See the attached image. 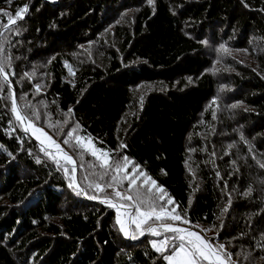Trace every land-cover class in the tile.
Segmentation results:
<instances>
[{
  "label": "trees",
  "instance_id": "1",
  "mask_svg": "<svg viewBox=\"0 0 264 264\" xmlns=\"http://www.w3.org/2000/svg\"><path fill=\"white\" fill-rule=\"evenodd\" d=\"M24 6L30 38L43 47L29 57L50 61L42 98L52 129L72 116L84 140L139 165L191 225L219 227L235 259L250 252L239 264H264V0H0V9ZM113 25L101 63L77 65V49ZM209 40L255 62L224 98L205 72ZM8 93L0 95V264H168L148 240L117 236L106 207L70 187L15 121Z\"/></svg>",
  "mask_w": 264,
  "mask_h": 264
},
{
  "label": "snow or ice",
  "instance_id": "2",
  "mask_svg": "<svg viewBox=\"0 0 264 264\" xmlns=\"http://www.w3.org/2000/svg\"><path fill=\"white\" fill-rule=\"evenodd\" d=\"M151 2V0H149ZM28 11L27 6L19 8L15 15L11 13L3 12V15L8 17L7 24L0 25V91H3L7 86L9 89V98L11 99V111L15 116V119L20 125H23V131L27 133L29 129L33 133H39L36 136L37 140L40 137H45L48 142L55 147V149L62 153V158L68 163L72 164V172H76V161L71 155L65 152L61 145L48 135L42 128L36 126L34 117L39 118V113L35 111V106L25 103L24 109H21L17 104V98L15 93L11 90L12 81L9 79L10 75H14L11 72V56L8 54L5 44L10 43L4 32L13 34H19V27H13L17 23V19H22L24 13ZM221 51H227L224 45H221ZM71 71V69H70ZM27 78H31L35 73H26ZM37 94L41 92V85L35 86ZM25 99L26 97H20ZM32 108V113L25 109ZM69 112L72 109L68 110ZM215 118V116H213ZM78 127V126H77ZM73 131L67 133L68 139L63 141V144L68 145L73 138ZM243 140V137H241ZM76 145L81 147L83 151L88 152L96 161L95 164H89L91 169L98 168L99 171L94 175L96 180L89 183L88 187H94L97 192L105 193L103 199H100L101 203H107L109 207L117 209L118 219L117 223L121 225V231L127 236L128 232L123 227V222L119 219L120 210L123 209L125 213L133 217L131 223L136 225L134 231H138L141 235L144 232L150 233L154 237L160 236L161 229L164 233H173L171 237L165 236L164 239L152 242V246L158 252H168V255L164 256V259L168 261V264H239L240 257L247 260L251 256V253H236V259H233L234 254L228 251L223 244H214L212 241L202 237L199 233L194 231H188L180 227L174 226V224L164 223L165 220L182 221L181 215L176 211V207L169 208V205H173L175 202L169 197L165 199L166 193L162 187L157 185V182L151 177H147L145 173L140 171L139 165H133L130 163L127 156H122L119 159L115 158L111 152L103 148H96L91 139H87L76 136ZM44 143L43 140L40 141ZM88 145H92L91 148ZM126 147V145H121ZM41 151L45 155L52 156L46 148L42 147ZM214 155V153H213ZM253 159H256L253 155ZM58 163V161H57ZM235 163V162H233ZM259 163V161H258ZM81 167H83V157H81ZM129 167L132 171H129ZM260 167L264 168V163H260ZM67 172V168H65ZM219 176V173H217ZM85 179H88L86 177ZM264 182V181H262ZM125 185H127L125 187ZM72 184L70 183V187ZM80 188V185H76ZM111 189L109 193L107 190ZM155 190V191H154ZM252 189L249 188L244 195L247 196L251 193ZM78 195H87L83 189L77 192ZM89 199H98V196L91 195ZM231 198L229 197V204ZM227 211V209H225ZM151 222V223H150ZM159 222V223H157ZM189 223L188 221H182ZM155 225V226H154ZM135 239L136 236L131 237ZM261 249H264V237L261 238V242H258ZM264 259V257H261Z\"/></svg>",
  "mask_w": 264,
  "mask_h": 264
},
{
  "label": "rangeland",
  "instance_id": "3",
  "mask_svg": "<svg viewBox=\"0 0 264 264\" xmlns=\"http://www.w3.org/2000/svg\"><path fill=\"white\" fill-rule=\"evenodd\" d=\"M28 11L24 13L22 19H17L16 25L13 27H19L20 32L19 34H13L9 32H4V37L7 38L10 43L5 44V48L11 56V72L14 73V75H10L9 79L13 82L14 78L16 82L13 84L11 83V90L15 93V87L20 89L19 91L25 92L22 97H26L25 99H20L18 97V94L16 95L17 98V104L21 109H24L25 103H28L30 105L35 106V111L39 113V118L36 119L34 117V122L37 127L42 128L48 135H50L56 143L61 145V148L67 152L69 155L73 157V159L76 161V172H72L73 165L68 164L63 158L62 153L58 152L54 146H52L45 137H40V140L36 139V136L39 135V133H33L31 129L27 132L29 135L33 137L34 140H36L40 146V148L44 147L49 152H51L53 155L48 156V159L53 161L55 166L58 168L59 171L63 172L65 174V178L67 179L69 185L72 184V187L78 191H81L83 189L84 192H87V195H83L86 199H88L91 202H96L101 206H105L107 211L111 213V217H113V220L110 221V225L112 227L113 232L118 236L125 239L127 242H138L140 240H148L149 242L153 241H159L165 238V236L171 237L174 235L173 233H164L161 229V235L158 237L152 236L148 232H144L143 235H141L138 231H134L136 228V225L131 223V220L133 217L128 216L123 209L120 210L119 213V219L123 222V227L125 231L128 232V235L126 236L124 232H122L121 225L117 223L118 219V213L117 209L114 207H109L107 203H101L100 199H103L105 196V193L97 192L94 187L89 188V183H92L96 180V177L94 175L95 172H98L99 169H91L88 167V165L95 164V159L88 153L83 151V149L76 145L75 137L80 136L79 134V127L76 123H74L73 117H69L67 119V122L58 124V123H52L56 128H59V130L54 131L51 127V125L47 122L46 118L47 115L45 113V104L44 99L42 98V95L45 94L46 91V80L48 76L45 74V67L46 63L48 64L49 58L47 60L44 59H37L32 60L30 58V54H33L34 52L38 53L39 49L41 50L43 47L40 46L39 41L36 42V46H34V39L30 38L29 30H28V19L30 18V12H31V6H27ZM3 12L11 13L13 16L15 15L16 11H14L11 8H1L0 9V25L7 24L8 17L3 15ZM114 25L109 27L107 30H104V35L102 36V40L99 42H95L92 44H85L82 45L81 48L77 49V52L73 55V61L77 65H86L88 63L91 64H99L102 61V52L106 49H109L110 46L113 45L112 39L113 36L111 35L113 33ZM2 30V29H0ZM206 49H205V55L206 59L210 62V68H208L207 72L208 75L212 76L217 83V87L220 90V93H222V97H225V92L230 89L229 82L233 81L235 75L243 76L244 73H247L248 68L255 67L254 66V60L249 56L248 53L242 52V51H236L234 49H231L227 47L224 43H215L213 40H209L205 42ZM221 45H224V47L227 49V51H221ZM69 72L71 74V78L75 76V73L70 71L71 66H68ZM75 71V70H74ZM26 73H35L34 76L31 78L26 77ZM190 85L192 83V79L189 80ZM39 84L41 85V92L37 94L35 86ZM159 86L154 87L157 89H161L162 86L160 84H157ZM177 86V84L175 85ZM150 88L144 87V85L139 87V92L141 94H145ZM9 90V89H8ZM3 93V91H0V95ZM9 94V93H8ZM5 97H8V102H11V99L9 96L5 95ZM221 100L217 101L216 103H219L220 105L214 107L215 110L220 109L222 107V104L220 102ZM224 107V106H223ZM29 112V115L32 113V108L25 109ZM224 113V112H223ZM14 116V114H13ZM15 119V116H14ZM15 121L19 124V122L15 119ZM20 125V124H19ZM23 128V125H20ZM73 138L70 141L68 145L63 144V141L65 139H68L67 133L73 131ZM41 140L44 141L43 144H41ZM86 141V140H85ZM92 141V140H91ZM93 142V141H92ZM95 147L97 148L96 144L93 142ZM92 145H88L89 148H91ZM99 149V148H98ZM44 153V152H43ZM81 157H83V167H81ZM117 159L120 157L117 156ZM58 161V163H57ZM131 164L134 165L130 161ZM65 168H67V172L65 171ZM140 169V168H139ZM129 171H132V168L129 167ZM143 173H145L142 169H140ZM146 174V173H145ZM147 176V175H146ZM88 177V179H85ZM148 177V176H147ZM76 185H80V188H77ZM127 185H125L126 187ZM109 193L111 192V189L107 190ZM155 191V190H154ZM91 195L98 196V199H89L88 197ZM169 198L166 194L165 199ZM169 208L176 207L173 205H169ZM177 211V207H176ZM180 214V213H179ZM181 215V214H180ZM115 216V217H114ZM182 221L186 220V217L182 214ZM182 221H171V220H165L164 223H170L174 224L176 227L183 228L188 231H194L199 233L202 237L212 241L214 244H223L225 248L232 252L231 248H233V245L228 246L226 240H224L221 236V231L219 227H208L204 225H191L190 223H184ZM187 221V220H186ZM151 223V222H150ZM159 223V222H157ZM155 226V225H154ZM135 235L136 238L132 239L131 237ZM166 255H168V252H161ZM233 259L234 256H233Z\"/></svg>",
  "mask_w": 264,
  "mask_h": 264
}]
</instances>
